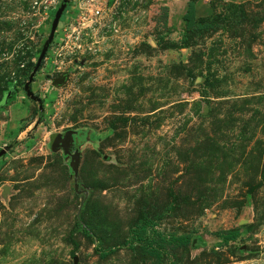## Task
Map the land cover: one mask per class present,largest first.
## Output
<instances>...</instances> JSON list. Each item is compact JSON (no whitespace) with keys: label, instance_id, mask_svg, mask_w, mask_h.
Masks as SVG:
<instances>
[{"label":"rangeland","instance_id":"obj_1","mask_svg":"<svg viewBox=\"0 0 264 264\" xmlns=\"http://www.w3.org/2000/svg\"><path fill=\"white\" fill-rule=\"evenodd\" d=\"M62 1L0 0V264H264V0H70L41 111Z\"/></svg>","mask_w":264,"mask_h":264},{"label":"water","instance_id":"obj_2","mask_svg":"<svg viewBox=\"0 0 264 264\" xmlns=\"http://www.w3.org/2000/svg\"><path fill=\"white\" fill-rule=\"evenodd\" d=\"M69 1L70 0H63L60 4L59 8L57 9L56 14L53 18L49 38L47 39L46 43L44 44V47H43V49H42V51H41V53L37 59L36 65L32 71V74L30 75L29 81L25 84V92H26L27 96L31 100L39 103V108L41 111H43V109H44V101L32 91L31 84L33 83L36 73L38 72V70L40 69V67L44 61V59L46 58V55H47L49 48H50V45L53 43V41L55 39V35H56L57 30H58L60 21L62 19V16H63L65 10L68 7ZM65 80H66L65 76L57 78L53 81V85L54 86L62 85L65 82ZM72 138H73V132L72 131L67 132L65 134L53 135L51 138L52 150L57 151L59 149H62V150H64V152L66 154H72L71 153V140H72ZM10 149H11V146H5L3 149H1L0 150V159L2 157H4ZM73 157L75 158V161H76L75 172L77 175L78 167L80 164V155H79L78 150H76L75 154H73Z\"/></svg>","mask_w":264,"mask_h":264},{"label":"trees","instance_id":"obj_3","mask_svg":"<svg viewBox=\"0 0 264 264\" xmlns=\"http://www.w3.org/2000/svg\"><path fill=\"white\" fill-rule=\"evenodd\" d=\"M68 8H69V6L67 7V9L65 11H68ZM184 18L187 21L188 27H192L193 25H195V22H196V5H195V3H190L189 4V8H188ZM10 135H11V133H10ZM235 233L236 232L231 231V230H222V231L216 232L214 234L216 236L221 237V238H223V239H225L227 241L230 238H232L235 235ZM188 244H189V240L186 239L184 241V245H188ZM173 264H178V263H173Z\"/></svg>","mask_w":264,"mask_h":264}]
</instances>
